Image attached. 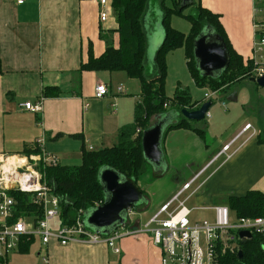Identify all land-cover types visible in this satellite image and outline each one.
Here are the masks:
<instances>
[{"label": "crops", "instance_id": "0c3cea01", "mask_svg": "<svg viewBox=\"0 0 264 264\" xmlns=\"http://www.w3.org/2000/svg\"><path fill=\"white\" fill-rule=\"evenodd\" d=\"M197 1L220 16L235 52L244 61H254L256 24L261 16L255 14L253 0ZM99 14L100 6L92 0H23V4H18L17 0H0V61L3 66L0 74V156L26 155L25 150H33L38 141L44 140L45 150L56 156L60 165L77 167L68 164L78 159L82 163L84 149L96 151L114 147L120 130L134 123L135 109L141 100L140 83L123 73L81 72V65L87 62L90 54L99 57L110 42H117L116 37L109 34L100 38L101 30L108 32L117 28L113 10L109 7L106 22H101ZM147 24H151L149 17ZM161 39L162 36L158 44ZM256 60L264 66L263 53H258ZM245 82L238 85L243 86ZM99 85H106L107 96L96 97ZM46 88L58 89L59 96L43 99ZM231 89L216 95H227ZM244 90L249 91L246 87ZM208 93L213 92L205 94ZM240 93L238 89L230 97L231 105L221 103L223 111H209L208 125L193 122L195 128L206 131L212 144H205L187 129L171 131L164 137L167 172L159 173L146 191L138 183L148 204L137 208L136 213H151V218L193 180L188 191L196 183L197 187L186 197L188 191L183 195L184 199L188 198L186 204L197 195L198 206L189 208L186 205L191 219L195 212L210 213L212 218L211 208L228 206L229 198L244 197L252 190L264 193V145L258 142L257 117L264 106L259 104L260 98L256 101L249 95L245 99ZM206 101L204 97L200 102L205 104ZM26 103H42L41 112L27 111ZM247 125H251L256 134L247 131L234 142ZM59 134L63 137L56 139ZM77 135L82 139L72 138ZM229 145L231 157L227 158L223 151ZM167 185L173 188L152 207L151 198H156L160 191L157 186ZM134 221L135 226H144L140 220ZM60 224L58 219L51 226L56 230ZM117 247L121 254H115L104 245L61 246L53 240L44 246L39 240L33 253L30 250L10 253L6 264H43L44 259L49 264H161V251L148 234L123 239L117 242Z\"/></svg>", "mask_w": 264, "mask_h": 264}, {"label": "trees", "instance_id": "16d2710c", "mask_svg": "<svg viewBox=\"0 0 264 264\" xmlns=\"http://www.w3.org/2000/svg\"><path fill=\"white\" fill-rule=\"evenodd\" d=\"M165 2L166 0L160 1L163 15L161 19L163 43L154 63H148L147 17L152 21L149 0L109 1V7L116 17L117 28L108 32L101 30L100 38L104 39L109 34L115 36L117 42H110L104 54L99 57L90 54L87 62L81 65V72L123 73L129 79L137 80L141 84V100L135 109L134 123L120 130L117 145L96 151L84 149L82 163L77 167L60 165L55 168H40L48 185L61 199L60 219L63 225H73L78 219L84 222L86 212L97 208L99 203H104L105 192L99 177L101 170H114L123 177L132 179L138 185L148 173V162L142 146L143 134L158 120H173L166 127L164 137L171 131L187 129L196 133L208 145L206 131L195 128L192 125L193 122L182 115L184 110L193 112L203 104L200 101H194L187 90L178 89L173 97H168L166 94V55L168 53L185 47L187 65L196 86L200 89L207 88L213 93L225 92L235 85L251 81L256 77L257 65L253 60L244 61L235 52L220 16L203 8L199 1L187 0L184 6L179 4L171 10L166 8ZM186 7L193 8V12L187 16L191 24L188 35L174 30L169 23L172 14L181 15ZM207 27L221 36L230 55L229 68L215 79L205 78L201 74L194 54L195 41ZM148 64L151 65V69ZM2 73L3 66L0 61V74ZM57 96L59 91L56 88H46L43 91V99ZM210 102L213 105V102ZM261 134L258 142L264 145V136ZM61 137L63 135L59 134L55 138ZM72 138L82 139V136L77 135ZM39 152V147L35 145L33 150H25L24 154L37 155ZM142 193L147 199L145 193L143 191ZM8 194L16 203L12 222L25 217L34 218L37 221L43 216V208L33 202L31 195L15 190L8 191ZM227 205L239 218L264 217V193L258 190L249 191L244 197L229 198ZM34 243V239L23 241L17 252H29ZM2 261L0 259V264H3ZM218 264H264V237L254 235L250 241L242 243L237 252L226 251L224 254L221 252Z\"/></svg>", "mask_w": 264, "mask_h": 264}, {"label": "built area", "instance_id": "2783aa9c", "mask_svg": "<svg viewBox=\"0 0 264 264\" xmlns=\"http://www.w3.org/2000/svg\"><path fill=\"white\" fill-rule=\"evenodd\" d=\"M23 4V0H17ZM100 6V20L106 22L110 0H92ZM254 12L261 16L256 24L257 40L254 43V63L257 65L256 78L264 75V67L256 60L258 53L264 56V0H253ZM122 91V88H119ZM106 85L96 88V97L103 98L108 95ZM217 93L205 94L208 102ZM27 111L34 114L40 113L42 103L24 105ZM210 118V113L206 114ZM256 131L247 125L235 138L238 140L247 131ZM37 155H3L0 156V258L6 264V257L17 252L20 244L25 240L39 239L44 246L55 240L61 246L70 244H83L89 246L104 245L115 254H121L117 242L129 238L148 234L153 243L161 251V264H218L221 252H237L240 245L251 239L241 237V233H249L264 237V217L239 218L233 214L228 206L211 208L212 218L196 222L191 221V211L186 207L188 198L183 195L190 189L194 180L186 184L158 213L152 216L142 228L135 226L132 212H129L125 226L104 237L87 229L81 219L73 225H63L60 219L61 199L48 185L44 173L40 168L58 167L59 159L45 150L44 140L37 143ZM230 145L226 146L223 153L228 155ZM40 166V168H39ZM17 186V190L14 187ZM15 190L29 194L35 204L43 208V216L33 225L29 226L25 218L15 222V201L9 196L8 191ZM102 205L99 203L97 207ZM61 222L58 229L54 230L51 223L55 220ZM43 264H49L44 259Z\"/></svg>", "mask_w": 264, "mask_h": 264}, {"label": "water", "instance_id": "95a60500", "mask_svg": "<svg viewBox=\"0 0 264 264\" xmlns=\"http://www.w3.org/2000/svg\"><path fill=\"white\" fill-rule=\"evenodd\" d=\"M161 43L157 42L150 49L147 48V62L154 63L157 52L163 43V34L161 32ZM153 35L148 32V43L153 39ZM197 67L205 77L218 78L230 65V55L225 42L213 29L207 27L195 41L194 50ZM260 88L264 89V75L260 78H252ZM212 107L211 102L203 104L198 110L189 112L184 110L182 115L190 122H202L206 114ZM173 120H158L154 126L146 130L142 138V146L145 159L154 171L165 173L167 165L164 161L162 144L166 127ZM99 177L105 192V201L99 207L92 209L85 214L86 220L83 222L85 227L91 232L107 237L117 231L127 223L128 215L131 210L147 205L148 202L137 183L132 179L125 178L118 172L111 169H103L99 172ZM17 190V186L14 187ZM241 237L252 239L249 233H241ZM241 258L242 252H239Z\"/></svg>", "mask_w": 264, "mask_h": 264}, {"label": "rangeland", "instance_id": "374dc122", "mask_svg": "<svg viewBox=\"0 0 264 264\" xmlns=\"http://www.w3.org/2000/svg\"><path fill=\"white\" fill-rule=\"evenodd\" d=\"M160 1L161 0H149V4L151 6L152 21H151V24H148L146 26V28H147V34L149 32L150 34H152L154 36L153 39H150L149 43H148L149 44V56H151L150 49L153 47V45L160 38L161 32H163V29L161 27V19H162L163 15H162V11L160 8ZM186 1L187 0H176V1L166 0L165 5H166L167 9L171 10V9H175V7L179 4L180 5L182 4L184 6ZM193 1L197 2V0H193ZM191 12H193V8L192 7H186L183 9V12L181 15L172 14L169 18V23H170L171 27L176 31H179L181 33L188 35L191 31V24H190L187 16L190 15ZM161 29H162V31H161ZM166 56H167L166 57L167 77H166L165 90H166L167 96L173 97L174 94L176 93V91L178 89H181V90H187L191 94V96L193 97L194 101H203L204 97H205V93L207 91L208 92H211V91L207 88L206 89H200L196 86V84H195V82L191 76V73L189 71L188 65H187L185 47H181L174 52L168 53ZM148 67L150 69L152 68L151 65H149V64H148ZM135 81L139 84V82L137 80H135ZM245 83L246 84L243 86L235 85L227 95L224 93H222V95H214V97H212V98H214L213 106L211 107L210 112H212L214 110L223 111V107L221 104L222 102H225L227 104V106L231 105L232 102H231L230 97L238 89L241 90V93H240L241 98L245 97V99H246V98H248L249 95H250V98L254 97L256 99V101L258 98H260L262 100V102H259V104L260 105L262 104V106H264V89H262V88L257 89V87H255L250 81H246ZM248 85L251 88H253L254 91H253V89H250L248 87ZM245 87L248 88L249 91L244 90ZM256 89H257V91H256ZM140 94H141V91L139 92V95ZM225 103H223L224 106H225ZM257 117L259 120L260 133H262L261 135L264 136V109H262L261 111H259L257 113ZM168 121H171V120H168ZM205 122L208 125L210 122V119L207 118V119H205L204 122H201L203 124V126L206 125ZM207 137H208V142H209V143L208 142L207 143L212 144L213 140H211L208 135H207ZM162 150H163V144H162ZM30 155H32V154H30ZM30 155H26V156H30ZM163 156H164V161H166L164 150H163ZM63 163H65V162H63ZM70 163L71 164H68V165L79 166L81 164V160L78 159L75 162H70ZM147 167H148V173L145 177H143L141 179V181L139 183V185L145 191L147 188L148 189L150 188V187H148V185H150V183L154 179H156L157 175H158L154 171V169L152 168V166L150 164L147 165ZM39 168H40V166H39ZM164 170L167 172L166 168ZM195 186L197 187V183L192 187V189L190 191L187 192V194L184 197H186L190 192H192L195 189ZM157 188H160V191H158L156 193V195H157L156 198H151L152 207L154 206L155 201H157L160 197L168 194L170 189L173 188V185H167L165 187L164 186L163 187L157 186ZM186 205L189 208H195L196 206H198L197 195L193 196V198ZM135 210L136 209H134L132 211L134 213V216H133L134 220H136V221L140 220L142 225L146 224V222L148 221V219L151 216V213H147V212L136 213ZM210 217H211L210 213L207 214V213L195 212L194 215L192 216V219L210 218ZM192 219H191V221H192ZM26 223H27V225L31 226V225H33L34 222L31 219H27ZM37 246H39V240H36L35 243L31 246L30 252L33 253ZM11 254H10V256H11Z\"/></svg>", "mask_w": 264, "mask_h": 264}]
</instances>
